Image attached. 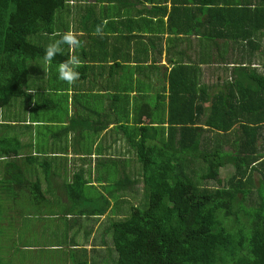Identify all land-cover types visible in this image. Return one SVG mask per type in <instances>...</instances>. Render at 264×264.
<instances>
[{
  "label": "trees",
  "instance_id": "trees-1",
  "mask_svg": "<svg viewBox=\"0 0 264 264\" xmlns=\"http://www.w3.org/2000/svg\"><path fill=\"white\" fill-rule=\"evenodd\" d=\"M83 1L0 0V117L19 120L26 107L33 117L53 108L57 114L65 106L49 96L64 98L67 93L62 88L67 86L56 81L43 91L37 83H29L28 77L30 69L41 65L38 62L44 65L42 72L49 73L73 54L65 46L64 55H58L50 66L43 59L46 45L76 24L84 32L79 39L93 42L87 50H75L88 63L100 64L107 57L128 60L130 41L140 38L160 53L161 46L155 41L164 33L195 35L208 42L212 52L211 58L203 55L207 61L214 57L224 60L232 45L240 54L231 55L228 62L232 65L230 81L212 95L199 84V70L183 63L174 64L165 76L166 84L156 95L155 105L150 102L151 85L137 81L133 86L131 78L127 88L112 95L118 100L112 108L114 121L123 129L128 147L124 160L133 178L127 176L131 200L139 199V206H126V217L110 228L111 242L117 255L115 264H264V60L261 72L249 67L260 49L258 37H264V0H171L169 12L158 6L162 0H141L153 5L144 10L155 20L140 11L135 13L137 18L123 19L122 12L118 14L117 9L112 14L111 7L98 14ZM95 1L126 6L125 0ZM74 4L84 14L68 24ZM102 23L103 35L98 36L95 28ZM116 25L126 30L121 36L125 53L106 50L107 35L115 33ZM152 34L158 35L154 41L147 38ZM98 55L102 60L98 61ZM33 62L37 64L32 68ZM113 64L111 70L121 69L119 63ZM135 67L144 73L142 66ZM89 69V64H82L80 78ZM113 74L114 70L109 78ZM113 86L119 89L120 83ZM33 90L36 103L30 93ZM144 117L148 122L142 121ZM58 118L54 116V120ZM8 125L1 122L0 133ZM0 143L8 177L23 182L25 174L36 168L49 176L51 165L46 159L50 158L23 154L16 134L12 143L7 136ZM225 166L231 167L232 174L223 180L219 175ZM67 187L75 190L74 185ZM71 201L76 210L79 199ZM102 212L96 207V215Z\"/></svg>",
  "mask_w": 264,
  "mask_h": 264
},
{
  "label": "crops",
  "instance_id": "crops-1",
  "mask_svg": "<svg viewBox=\"0 0 264 264\" xmlns=\"http://www.w3.org/2000/svg\"><path fill=\"white\" fill-rule=\"evenodd\" d=\"M138 1L140 4L136 5L131 0H125L126 6H117L118 12L121 10L127 12V17H133L132 15L129 16L128 12L135 9L138 12L140 11V14L145 18L155 20L153 18L154 15L147 16L148 14L144 10H149L153 5L142 4L141 0ZM87 3L88 7L98 14L100 11L103 12L104 8L107 9L114 5L111 3H97L95 0ZM158 6L166 8L167 12H169L172 8V3L171 0H162L158 3ZM133 18H137L136 14ZM167 19L168 15L163 17L165 23ZM187 24L191 23L188 22ZM118 26L116 25L115 27L117 28ZM116 31L113 35L117 33ZM80 33L82 35L78 37L82 38L84 35L83 31L81 30ZM109 35L110 33L107 36ZM122 35L125 36V34ZM150 37L148 36L147 38ZM155 38L157 39V36ZM111 39L112 37H109L106 50L111 52V50L116 48L120 53H125V45L122 39H118V43L116 44H111ZM86 41L87 43H85ZM155 43L156 45L160 44V53H156L149 46H146L145 60L130 63L135 71L136 65L144 68V73L136 71L140 76L137 81L150 84V91L154 88L156 90V86L152 85L151 72L157 73L160 70L163 76L167 77L168 72L176 63L189 64L199 70V67L208 65V61L205 60L203 55L210 57V52H212L210 44L208 46V42L205 44L204 40L195 35H180L175 37L164 33L160 38L158 37ZM82 44L83 47L81 48L87 50V47L89 46L90 48L93 42L91 39L85 37ZM132 57L136 58L137 55H129V59ZM161 57L163 60L165 59L162 65L160 64ZM80 59L82 60V64H89L91 69L86 71L85 76L80 78L74 85H66V89L62 88L65 90L64 93H67V96L64 95L62 100H65V102H61L60 104H65L66 111L65 114L58 115L59 118L57 120H54L55 111L57 110L55 108L48 113H40L39 116L33 117V115L29 114L30 110L28 113V107H26L24 111H21L22 118L19 120L12 116H2L4 118L2 120H6L5 122H8V126H10L9 131L23 139L22 142L20 140L21 145L26 141V143L30 142L31 145H35L33 140L34 133L35 135L40 133L42 136L48 133V135L44 136L46 141H48L46 151L37 150L36 153L43 157L48 156L51 159L54 157L52 163L57 162L56 166L49 167V176L44 174L41 168L40 170L35 169L32 172L33 175L30 181L24 178L27 182L25 180L23 182L17 181L8 177V172L6 174L9 179L5 183V192L8 195L16 197L18 193L26 192L24 201H17V199L5 201L7 204L4 206V210L7 212V215L5 220L2 218L0 224V226L12 224L9 232L12 234L9 235V241L15 245L19 244L21 249L24 248L18 256L19 260H21L20 264H48V260L51 259L50 256H53V259H59V262L62 260L64 264H89L91 263V256L95 255V250H99L102 248V245H105L103 244L105 242L103 237L109 236L111 238V233L110 231H105L106 228L103 233L99 231L104 227L106 215L110 213L108 207L104 213H97L98 215H96L94 208L89 209L87 207L83 210L81 209L79 214L76 212L80 206L84 207L81 205L82 201H85L88 205H94L95 203V200L91 202L84 194L87 186L97 187L99 195L107 198L110 197L107 192L102 191V188L106 186V180L108 181V177L105 174L107 171H103L100 177V171L105 170L106 167L100 162V169H95L92 161L97 159L101 151L108 155H113L118 154L115 150L122 149L120 145L128 148L123 135V129H120V125L114 121L115 116H113L114 111L112 108L118 100L116 98L112 99V95L116 93H113L116 90L113 85L120 83L118 89L120 92L122 88H127L129 81L127 80L126 83H123L125 73H129L132 77L133 86L136 83L133 82V74L128 72L129 68L127 67L129 66L126 67L125 64L127 63L124 60H120V58L117 61H113L111 57H107L106 59V64L110 69L114 65L113 62L119 63L121 67V69H114V79L109 78L110 73L106 69L102 70L98 67V65L103 66L105 63H88L82 54L80 55ZM100 60H102L101 55H98V61ZM118 60L120 61L118 62ZM198 72V75H200V70ZM86 83L91 84V86L87 87ZM110 83L112 84L109 85ZM164 83L165 81L161 85H164ZM59 84H62V81L59 80ZM133 94L135 95V93ZM29 107L31 108V104ZM142 121L146 123L148 119L144 117ZM64 129H69V131L67 130L64 133ZM86 132L98 134L96 141L92 143L86 142L84 134ZM72 133L82 146V148H79L78 153H74L71 150L67 151L66 148L61 151H52L49 148V140H55L56 137L60 142H63L62 147L64 148V143L70 141L68 136ZM27 136L31 139L28 140ZM51 147H54V142L51 144ZM90 148L92 149L91 151H89ZM34 153L33 150L29 153L24 149L23 154L34 155ZM65 153H67V156H65ZM56 158L63 160L58 162ZM101 160H105V158ZM0 161L6 160L4 157H1ZM38 171H40V174ZM96 171L99 172L97 175H95ZM82 182L83 185L80 187L79 184ZM34 183H36V187L33 189ZM67 185H74L75 190L67 187ZM71 198L79 199L80 204L76 210H73ZM101 204L103 207L106 202L101 201L100 207ZM57 210L61 211L59 217L55 213ZM125 217L126 214L124 217L121 216L120 219ZM98 231L100 236L99 245L97 243ZM94 239H96V242L92 245L91 243ZM84 243L88 244L85 245ZM90 251H94L92 255Z\"/></svg>",
  "mask_w": 264,
  "mask_h": 264
},
{
  "label": "rangeland",
  "instance_id": "rangeland-1",
  "mask_svg": "<svg viewBox=\"0 0 264 264\" xmlns=\"http://www.w3.org/2000/svg\"><path fill=\"white\" fill-rule=\"evenodd\" d=\"M83 2H93V0H89V1H83ZM131 2L135 3L136 5H138V0H131ZM97 3H100V1H97ZM117 2H113L111 4H116ZM149 4V3H148ZM119 5V2L117 3L116 6ZM72 9L75 10L72 14V17L70 16L68 19L70 24V21L72 20V18L75 21H78L79 18L84 14V11L82 8L80 9H75L74 6H79V5H72ZM80 6H83V4H80ZM117 10V7H111L110 12L113 14L114 11ZM122 12V13H121ZM121 13V17L123 19H125L127 17V13H125L124 11H119L118 14ZM136 10H130L128 12L129 16H135ZM69 30H73L74 32H76V34L78 36H81L82 33H80L81 30L77 29V24L73 25ZM136 31H139L136 28ZM117 33L115 35L112 34V32L110 33L109 37H112L110 42L111 44H116L118 43V39H121L122 34L126 35V30L122 29V27L118 26L117 27ZM140 32H143V30H140ZM84 34V32H83ZM139 34V33H138ZM158 36V35H157ZM155 37L152 34L151 35V40L154 41ZM147 40L140 38V40L134 39V41H130V45L126 52L128 51L130 56L131 55H137L136 58L132 57L128 60L124 59V62H126L127 64H125V66H129L127 68H129L128 72H131L133 74V82L137 83V79L140 78L139 74L135 71L134 67L130 64L131 62H140L145 60V54L147 52L146 49V45H147ZM258 42L260 44V49L258 52H256L254 54V57L252 58V64L249 65L250 68H255V70H257L258 72H261V64L263 63L264 60V37L263 35L258 37ZM87 43V41L85 42ZM84 43V44H85ZM109 43V42H108ZM219 44H222L221 41H218ZM118 46V45H116ZM232 45H230V47L227 49V52L225 53L224 56V60H222L220 57H214L212 58V61H208V65H204L199 67L200 70V75L198 78V82L201 86L206 87V90L208 93H210L211 95L216 93L219 89L222 88L223 84L225 81H229L230 80V76H231V64H229L231 55L232 56H236L238 54H240V52L238 51H233L234 47H231ZM217 53L216 50L213 49V53ZM244 55H247L246 53H243ZM120 60H118L119 62ZM38 62V61H37ZM37 62H33L32 63V68L34 67V64H37ZM107 61H103L100 64L105 63L103 66L98 65V67L100 69H106L108 71V73H110L111 70L110 67L106 64ZM165 62V59L163 60V58L161 57V61L160 64L162 65ZM229 62V63H228ZM41 65H38V67L35 70L30 69L29 70V77H28V81L29 83L35 82V84L37 83L39 88L41 90H45L48 88V86H50L51 84H54L56 81L59 82V79H55L57 77V66L54 67L53 70H51V72H42L44 65H42L43 63L38 62ZM196 66H198L196 64ZM159 71V73H158ZM157 73L155 72H151V77H152V85L156 86V90H151V95H150V102L152 105H155L156 103V95L159 94V91L161 89V84H163V81L165 80V77L163 76L162 71L158 70ZM161 76V77H160ZM132 77L129 75V73H125L124 74V79H123V83H126V81ZM222 78V79H221ZM114 79V78H113ZM108 82V81H107ZM121 82V81H120ZM112 83H110L109 85H111ZM66 83H64L62 81V86L66 87ZM86 86H91V84L86 83ZM109 88H111V86H109ZM112 89V88H111ZM116 90L113 91L116 92L118 90V88H115ZM134 95V94H131ZM38 98V97H37ZM36 98V99H37ZM49 98L52 99V101H55V103L60 104L61 102H65L64 100H62L61 96L59 95H50ZM39 101H41V99L39 98ZM10 105L6 106V109H9ZM3 110V109H2ZM66 111V106H64L61 110L58 109V113L55 114L56 115H63L65 114ZM18 117V115H17ZM0 121L1 122H5L6 120H2V118L0 117ZM0 130H3V128H0ZM15 133L9 131V129L5 130L4 132L0 133V140H2L3 137L7 136L10 140V142L12 143V137L14 136ZM50 134V133H49ZM85 134V139L86 142L92 143L94 141H96V137L98 134L92 133V132H86ZM48 135V133H45L43 136L42 134L38 133L35 135H33L34 137V144L35 145H31L30 142L29 143H22L23 149H25V151H28L29 153L33 150L35 153L34 155H36L37 150L38 151H43L45 152L47 147H48V141H46V138H44V136ZM73 137V139H72ZM68 138L70 139V141H66L64 144V148L62 147L63 142H60L59 139L56 137L55 140L51 141L49 140V148L52 149V151H61L63 149H67L71 150L74 153H78L79 152V148H82L80 141L75 137V135L72 133L71 135L68 136ZM19 141L21 140L22 142V138H19ZM27 139H31L30 137L27 136ZM54 142V147H51V144ZM260 142V141H259ZM1 146V143H0ZM120 147L122 149H117L115 151L118 152V154H113V155H108L106 153H104L103 151H101V156L98 155L97 159L93 160V165L95 166V169H100V162L102 164L105 165L106 169L100 171V177L101 174L103 173V171H107V173H105L108 177V181L106 180V186L104 188H102V191L107 192V194L110 196L109 198L107 197H103L102 195H99L97 192V187H89L87 186L84 190V194L87 197V199H89L91 202H93L95 200L94 205H88L86 204L85 201L81 202V205H83L84 207L82 208V206H80L77 209V214H79V211L82 209H84L85 207L89 208V209H96V207L98 208V210H102L105 212V210L107 209V207L110 209V213L106 215L105 217V221H104V227L99 230L100 233H103L105 231H110V228L112 229V224L114 222H118L121 216H125V211L127 210L126 206H139V203L137 202L138 200H131L132 199V193H131V186L128 185L127 182V176H129V180H133L132 175L129 171V165H127L128 162H125V147L122 145H120ZM76 148V149H75ZM2 149V148H0ZM22 149V150H23ZM92 149L90 148L89 151H91ZM82 152V151H81ZM133 153V152H132ZM41 155H43V153H41ZM73 155V154H72ZM65 156H67V153H65ZM3 157L2 155H0V158ZM71 157V156H70ZM102 158H105V160H101ZM72 159V158H71ZM38 162L42 161V158H38L37 159ZM51 167L56 166V163H52L53 159H46ZM63 159L61 158H56V161L60 162ZM114 160H116L115 162H113ZM124 160V161H123ZM90 162V161H89ZM6 164L7 161H0V224L2 222V218L5 220L7 212L4 210V206L7 204L5 201H14L15 199H17V201H24L25 200V193L26 192H20L17 194L16 197L12 196V195H8L5 192V183H7V180L9 179L6 175L7 174V168H6ZM38 170H40L39 168H36ZM40 174V171H38ZM99 172L96 171L97 175ZM232 174V169L229 166H225L224 168H222L220 170V178H222L223 180H226L228 177H230V175ZM26 178L28 181L31 180V177L33 175V173H26ZM100 179V178H99ZM25 182H27L25 180ZM83 183V182H82ZM121 185L122 188H118V186ZM109 192V193H108ZM104 201L106 202V204L102 207H100V202ZM96 206V207H95ZM141 209V207H140ZM56 215L59 217L61 211L57 210ZM64 217V214H63ZM121 220V219H120ZM11 225H7V226H0V264H20L21 260H19V255L22 252V250H24V248L21 249L19 244H14L13 242L9 241L10 240V236L12 233L10 232V228ZM106 228V230L104 231V229ZM99 231H98V236H97V243L99 245L100 243V236H99ZM104 239V246L102 245L101 249H97L95 250V255H92V251H90L91 253V263L89 264H115L117 255L115 254L114 248L112 246V242H111V238L109 236L103 237ZM96 242V239H94V241L91 243L92 245ZM85 245H87L88 243H84ZM12 245V246H11ZM50 260H48V264H64V262L61 260V262H59V259H53V256H50ZM111 258H114L113 260H111Z\"/></svg>",
  "mask_w": 264,
  "mask_h": 264
},
{
  "label": "clouds",
  "instance_id": "clouds-1",
  "mask_svg": "<svg viewBox=\"0 0 264 264\" xmlns=\"http://www.w3.org/2000/svg\"><path fill=\"white\" fill-rule=\"evenodd\" d=\"M103 31V23L96 26V35L102 36ZM57 35L59 38L53 39L44 48L43 59L45 63L50 66L58 55H64L65 46L71 49L73 54L68 55L66 59L57 64V78L68 85H74L80 79V72L78 69L82 67V60L78 55L75 54V50L83 47L82 41L73 30H68L64 33H58ZM30 93L33 94V103H36L35 90Z\"/></svg>",
  "mask_w": 264,
  "mask_h": 264
}]
</instances>
